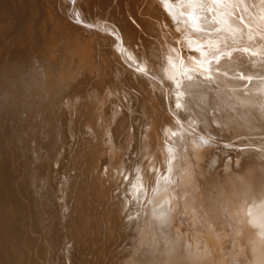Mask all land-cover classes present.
<instances>
[{"label":"bare ground","instance_id":"6f19581e","mask_svg":"<svg viewBox=\"0 0 264 264\" xmlns=\"http://www.w3.org/2000/svg\"><path fill=\"white\" fill-rule=\"evenodd\" d=\"M148 12L151 14H147ZM158 19L161 20L157 23ZM147 36L152 38L147 40ZM104 53L110 55L109 59ZM103 56L106 57L105 62ZM110 57L113 60V66L110 67L113 74L109 72L107 75L109 68L104 63ZM77 84H83L84 87L79 86L76 90L74 87ZM128 100L134 101L135 107L141 112V140L140 145H137L139 154H136L141 161L137 164L139 161L134 162L129 158L127 163L132 161L139 166L132 167L134 173L129 172L130 175L126 176L121 172L122 176H126L125 183L123 177L121 179L119 176L120 169L114 174L113 169L109 178L102 173H106L103 170L106 167H103L104 164L111 168L112 162L108 160V155H112L110 159L115 160V156L119 158L123 154H120V144L118 148L114 143L111 124L119 118V122L125 123L129 132L133 129V111H123V105ZM147 106L150 109H146ZM62 108L69 114V143L65 140L66 136H62L65 134L62 128L67 121L62 126V121L59 120L62 127L55 128L62 129H58L62 134H57L59 136H53L54 140L52 139L54 142L58 138V144L55 146L56 141L53 143L48 138L46 140L55 146L51 144L52 151H49L50 156L47 158V163L51 160L54 168L50 175L44 172L42 181L45 180V183L42 184L43 187L39 183L38 187L51 190L52 197L57 192L58 184H54H60L64 180H61L62 176H57L61 171L59 164L65 158H70L67 157L68 147L65 146L68 143L75 152L71 154L73 157L70 155L75 171H81V161H85L82 173L94 176L95 186L91 189H96L93 196L100 198L101 194L109 195L104 200L98 199L100 206L92 204L93 211L90 213L93 216L87 214L84 217V220L87 217V222L83 225L84 231L86 230L84 235H90L94 229H105L108 233L104 235L105 246L115 243V248L109 247V253L105 247L106 251L103 252H107L106 258L101 264H264L262 0H0V216L3 217V213L6 214V209L10 207L6 203L7 208L3 209L5 207L1 208V205H4L6 199L12 198L5 191L9 188L13 190L10 185L18 178L12 168L14 165L10 162L13 155L23 156L27 150H32L27 152L28 155L31 152L35 154L37 142L34 146L32 143L41 135L46 137L41 134L45 124L50 132L53 131L55 117L59 115L63 118L65 114ZM80 118L83 120H79ZM204 120L210 121L208 128H205ZM127 129L123 131L126 132ZM80 132L84 136L83 140L78 134ZM55 134L56 132L51 133ZM201 137L211 138V142L205 145L201 142ZM229 144L234 145L236 150L225 147ZM87 151L89 153L85 154ZM103 155H107V163L98 160ZM84 156L94 160L93 168ZM119 161L115 160V165L122 164ZM22 162L25 164L24 161L21 164ZM127 163L125 161L122 165ZM126 168L129 167L126 165ZM13 174L16 179H13ZM87 174L82 175L85 184L91 177ZM111 174L116 175L113 178ZM18 176L22 184V177ZM101 176L105 177L103 182L98 181V178L102 179ZM41 178L42 176L39 182ZM68 178L71 185L69 182L66 185L73 187L74 181L71 177ZM26 179L29 181L28 176ZM27 182L22 185L27 187ZM97 182L100 186H96ZM62 184L61 187H64ZM111 184L113 186L110 187ZM32 185L35 184L31 182L30 188L28 187L30 190L27 189L30 192ZM79 185L77 188L75 186L78 191L74 192L78 193L76 200L86 201L88 198H81L80 194L85 186ZM18 188L14 189L15 194L18 193ZM32 192L38 193H35L37 201L43 197L42 190L39 191L38 188H34ZM45 192L44 195L48 193ZM64 192L60 190L62 197ZM18 194L13 196L15 200L19 197L16 198ZM48 195L46 200V196L43 197L45 201H38L44 206L43 210L42 205L37 206L38 202L34 204L36 200L33 194V198H27L34 199L33 206L40 208L43 215L47 216L51 209L56 208L54 215L50 213L54 224L63 229L69 227H66L69 223L65 224L64 220L70 215H66L67 205L64 202H69L71 195H64V202H60L59 197L51 202ZM25 196H21L26 199L25 203L27 201L31 204ZM17 200L18 203L20 201V207L22 198ZM55 202L57 205L54 207ZM77 204L75 206H78V212L82 211L80 207L83 205ZM24 207L17 208L19 213L27 209ZM10 209L8 208L11 212L12 208ZM75 210H72L73 219ZM25 212L29 213L28 210ZM33 212L41 215L40 210ZM32 217L35 220V216ZM30 219L27 221L33 226ZM3 221L7 222V219ZM15 222L21 225L16 219ZM43 224L47 226L49 223ZM56 225V230L49 225L54 233L57 231ZM10 227L7 232L15 225ZM22 227L24 225L18 229ZM3 229L6 230V227ZM15 229L16 234L14 231L9 232L16 236L4 232L16 238L17 245L22 241L19 236L21 231L23 235L24 229L20 232ZM46 229H42L43 232L49 231ZM34 230L35 228L32 229L33 232ZM42 230L41 234L46 236ZM52 233L46 234L52 236ZM7 234L3 233L1 239L7 240ZM48 235L46 237L49 238ZM63 238L59 247L56 246L60 251L57 250L56 254L54 251L49 253L48 264H72L70 237L67 241ZM2 242L1 245L5 244L4 240ZM6 243L7 246L14 244ZM33 247L34 243L31 248ZM4 248L1 250L6 251ZM27 249L30 248H24ZM10 250L13 253V249ZM11 253L4 256L8 258L7 263L21 264L22 260L15 259L20 253L14 255V259ZM101 257L102 254L99 261ZM29 259L34 260L31 257Z\"/></svg>","mask_w":264,"mask_h":264},{"label":"rangeland","instance_id":"374dc122","mask_svg":"<svg viewBox=\"0 0 264 264\" xmlns=\"http://www.w3.org/2000/svg\"><path fill=\"white\" fill-rule=\"evenodd\" d=\"M149 13H150V12H148L147 14H149ZM150 14H151V13H150ZM147 17H149V16H147ZM159 18H160V17H159ZM159 20H161V19H158V20H157V23H158ZM160 22H161V21H160ZM162 22H163V21H162ZM157 25H158V24H157ZM158 27H159V26H158ZM162 30H163V29H162ZM162 30H161V31H162ZM162 32H163V31H162ZM143 35L146 36L145 34H143ZM146 38H147V40H148V39H150V38H152V37H151V36H147ZM151 40H152V39H151ZM107 54H108V53H107ZM107 54L104 53V56H106V57L109 59L108 56H110V55H109V54L107 55ZM104 56H103V60H104V59L106 60V57H104ZM110 58H111V57H110ZM108 59H107V62H106V63H104L105 60H104V62H103L104 64L107 65V66L105 65V67H106L107 69L109 68V69H108V72L106 71V68H105V71H106L107 75H109L110 73H112V68H110V67L113 66L112 63H111V62L113 61L112 58H111L110 60H108ZM108 61H109V62H108ZM108 63H109V64H108ZM108 65H109V66H108ZM111 65H112V66H111ZM109 70H110V71H109ZM109 72H110V73H109ZM112 74H113V73H112ZM83 84H84V83H83ZM83 84H79V85L77 84V85H75L76 88L74 87V89L77 90V87H79V86H80L81 88H83V87H84V86H82ZM84 85H85V84H84ZM121 102H122V101H121ZM121 102H120V103H121ZM123 102H124V101H123ZM122 104H123V103H122ZM135 106H136V103H134V101H131V100H128V101H127L126 103H124V105H123V111H124V113L133 111V114H132V115H133L134 121L136 120L135 122H134V121L132 122V124H133L134 126H133V129H132L130 132L128 131V129H127L125 123L121 124V122H119V121H120L119 118H118L119 120L116 119V121H114V122L111 124V128H112V131H113V133H114V135H113V133H112V138H113V137L115 138V139L113 138L114 141H115L114 143H116L115 145H116V147L118 146V148L121 146L119 149H121V151H123V152H121V151L119 150V151H120V154H121V153H123V154H121V155L119 156V158H116V156H115V160L118 159V161H119V159H120L119 162H121V161H122L121 159H123L122 164H123V163L125 164V161H126V163H127V161L129 160V158H130V160L133 159V161H134V160L139 161V163L137 162V164H140V161H141V160H140V156H139V155H136V154H139V152H138V148H139V146H137V145H140V140H141V136H139V135L141 134L140 132H141V129H142V128H140V122H139V121L141 120V112H140V110L137 109ZM145 108H146V109H148V108L150 109L149 106H147V107H145ZM62 110H63V108H62ZM134 110H135V111H134ZM137 110H138V111H137ZM67 112H68L67 110H63V113H65L64 116H63V118H60L59 115H57V116H58L57 118L55 117L56 120H54V128H53V131H54V132H53V131L50 132V129H49L48 125H47L48 128L45 127L46 124H45V126L42 127L43 129H42L41 134H43V135L45 134L44 136H46V137H44V138H45V139H44L43 136L41 135V136H39L41 139H39V137H38V138L35 140V143H32L33 146L36 144V142H37V144L39 145V146H36V145H37V144H36L35 147H34V148H35V149H34V152H35V150H36V153H35V154H34L33 152H31L30 155H28V153H29L30 151H32V150H29V151L27 150L26 153H24V154H27L28 156L24 157L25 155L23 154V156H22V155H20V156L18 155L17 157H15L16 154H14L15 156L13 155V157H12V159H11V161H10V162L13 163V165H14V166L12 165V166H13L12 168L15 170L14 174H15L18 178H19L18 175H20V178L22 177L23 172H24V173H27L26 175L28 176V179L30 178V174H32L33 172H34V173H33L32 175L35 174L34 176L31 175V178L29 179L30 182L26 179L27 176H26L25 174H23L25 177L23 176V177H24V178L22 177V180H23V181H21L23 185H24V183H26L27 181L30 183V185H31V182H32L33 184L36 185V186L34 185L35 187H34L33 185L31 186V192L29 191V190H30V189H29V188H30V185L28 184V182H27V184H26L27 187H26V186L24 187V186L20 183V181H19V180H21V179H18V178H17L16 176H14V174H13V177H14L13 179H16V178H17L16 180H13L14 183H13L12 185H10V187L13 186V188H12L13 190H11V189L9 188L10 190L8 189V190H7L8 192L5 191L6 194H8V196L10 195L12 198H8V199H6L5 202L3 203L4 205H3V206L1 205V208H2V207H5V208H3V209H6V208H7L6 206L10 205V207L8 206L9 210H11L10 208H12V211H13V208H14V211L16 210V211H18V212H14V211H13L14 213H13L12 211L10 212V211L8 210V208H7L6 211H5L6 214L3 213V217H10V216H11V217H10V218H3L2 215L0 216V219H1V218H2L3 220H6V219H7V222H4L2 219L0 220L1 225H2V226H0V231H1L0 233L2 234V235L0 236V239H1V237L3 236V233L6 235L7 233L10 234V232H13L14 229H15V227H16V225H17V228H16L15 230H17V229L20 228L22 225H24V227H22V229H24V230H23V235H22V231H21L22 229H18L19 232L21 231V234H20L21 236H19V238H22V241L20 240V243H21V245H22L25 249H26V248H30V249L24 250V248L21 247V245H18V244H20V243H18V244L16 245V238L11 237V236H16V235H15L16 233H15V231H14L15 234H10L11 236H9V234H7V235L9 236L8 238L6 237L7 240H5V238H4V239H3V238L1 239V242H0V243L2 244V243H3L2 240H4V243H5L6 245L3 244V245H5V246H3V245L0 244V245H1V246H0V253H1L2 251H3V252L5 251V250H1V249H3L4 247H5L4 249H6V251H7V249H9V247H12V248H10V249H13V250H12L13 253H11V250H10V249L8 250V252L10 251L9 253L12 254V258H13V259H14L15 256H17V254H19V253H20V254H23V255H20V254H19L20 256L18 255V257L15 258L16 261H17L18 259L22 260L23 263L21 262V264H27V263L31 264L33 261H34V262H33L32 264H36V262H37V264H41V262H42V264H48V263H49V259H48L49 256H48V255H50L49 253H51L52 251H54L53 253L56 254L58 251H60L59 248H58V249H56V248L59 247V245H60L59 242H60L61 239L63 238L64 234L67 235V236H64V238H63V239H66V241H67V238L70 237V238H69V241H70V244H71V245H70V247H71V248H70V251H72V252H70V253H71V257H70V259H72V260H71V263H72V264H91V263H96V262H97L96 264H101V263H103V262L105 261V260H104V259L106 258V254H105V253H107V252H103V251H104V250L106 251V249H107V251L109 250V251H108V253H109L110 250H111L109 247H111V248H115V243H112L113 245H106V246H105V243H104V235L106 236V235L108 234V233L106 232L105 229L103 230V229H100V228H99L100 230H99V229H98V230L96 229L97 231H95V229H94V230H93L94 232L90 233V235H88V234H87V235H84V233L86 232V230L84 231L83 225L87 222V221H86L87 217H86L85 220H84V217H85L87 214H92V216H93V213H90V212L93 211V206H95V205L97 206L98 204H99V206H100V203H99L98 199H99V200H101V199L104 200V199L108 198L109 195H106V194L103 193L105 196H103V195L101 194L100 198H99V197L96 198L95 196H93V191L96 189L95 187L93 188V190L91 189V188L93 187V185H94V181H93L94 176L92 177V175L87 174V173H85V172L82 173V171L85 170V168H83V167L86 166V163L84 164L85 161H84V162L81 161V169H82V170L79 171V172L75 171V169H74V167H73V164H71V163H72V158H71V156H72L75 152H74V151L69 147V145H68V143H69V140H68V139H69L70 137L67 136V135H70V132H68V131H70V128H69V124H68V123H69V121H68V120H69V119H68L69 114H68ZM137 113H138V114H137ZM67 114H68V115H67ZM71 114H72V113H70V115H71ZM134 114H135V115H134ZM139 115H140V116H139ZM66 117H67V118H66ZM138 117H139V118H138ZM58 118H59V119H58ZM67 119H68V120H67ZM59 120L62 121V122H60V123L63 124L62 126H64V125L66 124V125L64 126V128H62L63 131H65V132H63V134H64V133H65V134L62 135V136H66V137H65V140H66L68 143H67L65 146H66V148L68 147V148H67V150H68L67 152H68V155H69V156H68L67 154H66V155H67V157H70V158H69V159H66V158H65V159L63 160V162L59 164V171H60V170H61V171H60V172L58 171L59 174L57 175V176H59V177L62 176V177H60L61 180H63V179L65 180V179H66L65 181L63 180V182H62V181L60 182V184L63 183L64 185H63V184H62V185H63L64 187H66V188L61 187V185L59 184V182L55 183V184H54L55 186H57V184H58V186H57L58 188L56 187L57 192H55L54 196L52 197L51 194L53 195V193H52L51 190H49L48 188L46 189L45 187L40 189V186L38 187V184L40 183V185L42 186V184L45 183V180L42 181L43 178L45 177L43 174H45V173H46V175H47V173H48V175L52 174V170H53V168H54V167H53V164H51V163H52L51 160H49L50 163H47V162H48V159H49V156H50V155H49V151H52V149H51L52 146L55 147V146L58 144V143H57V139H58V138L55 140L56 143H54L55 141L53 142V140H54L53 136H54V137H58L59 135L57 136V134H60V135L62 134V132L60 133V131H62V129H60L62 126H61V124H59ZM64 120H65V121H64ZM79 120L82 121L83 119L80 118ZM57 121H58V123H57ZM66 121H67V123H65ZM121 121H122V120H121ZM141 121H142V120H141ZM56 123H57L58 125H57ZM64 123H65V124H64ZM135 123H136V124H135ZM138 123H139V124H138ZM123 125H125L126 128H124ZM56 126H59V127L61 126L60 128L58 127V129H60V131H58V129H56V128H57ZM66 126H68V127H66ZM122 126H123V127H122ZM55 127H56V128H55ZM44 128H46L47 130H45ZM121 128H122V129H121ZM123 128H124V129H123ZM134 128H135V129H134ZM54 129H55L56 131H55ZM65 129H66V130H65ZM126 129H127L126 132L123 131V130H126ZM138 129H139V130H138ZM43 130H44V132H43ZM120 131H121V132H120ZM46 132H47L48 135L46 134ZM49 132H50V133H49ZM55 132H56V134H55L56 136H55V135H51V133L53 134V133H55ZM58 132H59V133H58ZM122 132H123V133H122ZM127 132H128V135H127ZM119 133H120V134H119ZM131 133H132V134H131ZM78 134H79L80 138H81V136H82L81 139L83 140V137H84V136L81 134V132L78 133ZM78 134H77V135H78ZM80 134H81V135H80ZM129 134H131V135H129ZM118 135H119V136H118ZM29 136H30V132H29ZM50 136H52V137H50ZM79 136H78V139H79ZM115 136H116V137H115ZM124 136H125V137H124ZM49 137H50V138H49ZM119 137H120V139H119ZM127 137L132 138V139L130 140V139L127 138ZM139 137H140V138H139ZM47 138H48V140H51V142H53V143L55 144V146H54L50 141H46ZM42 139H44V140H42ZM52 139H53V140H52ZM78 139H74V141H77ZM81 139H80V140H81ZM127 139H129V140H127ZM37 140H38V141L40 140V142H38ZM116 140H117V141H116ZM119 140H120V141H119ZM45 141H46V143H45ZM130 141H131V142H130ZM32 142H34V141H32ZM125 142H126V143H125ZM40 143H41L42 145H41ZM49 143H50V144H49ZM117 143H118V145H117ZM138 143H139V144H138ZM43 144H44V146H43ZM51 144H52V146H51ZM119 144H120V146H119ZM133 144H134V145H133ZM49 145H50V146H49ZM124 145H125V146H124ZM123 146H124V147H123ZM46 147H47L48 150L46 149ZM49 147H50V148H49ZM38 148L40 149L39 151H38ZM136 148H137V149H136ZM32 149H33V148H32ZM43 149H44V150H43ZM50 149H51V150H50ZM70 149H71L70 152H73V153H70V152H69ZM122 149H123V150H122ZM135 150H136L138 153L135 152ZM37 151H38V152H37ZM119 151L116 152V154L118 153V154H117V157H118V155H119ZM27 152H28V153H27ZM40 152H41L42 154H41ZM32 153L35 155V157H34V155H33ZM37 153H38V154H37ZM39 153H40L41 155H40ZM47 153H48V155H47ZM88 153H89V152L87 151L85 154H88ZM124 153H125V154H124ZM134 153H135V154H134ZM50 154H51V152H50ZM71 154H72V155H71ZM31 155H32L33 157H32ZM70 155H71V156H70ZM89 155H90V154H89ZM126 155H127L128 157H127ZM135 155H136L137 157H136ZM30 156H31V157H30ZM36 156H37V158H36ZM43 156H44V157H43ZM105 156H107V155L99 156V157H98V158H99L98 160L101 161V162H106V163L108 162V160H110V161L112 162L113 167H112V165H111V168L108 167L107 164H106V165H105V164L103 165V167L106 166L105 168H103V170H105L107 174H106L104 171H103L104 173H102V174H104L103 176H107V178H109V175H110L109 173H110L113 169H114V170L112 171L113 174L116 173V171H119L118 169H120V172H119L120 175L118 174V172H117V175H119L120 178L123 177V180H125V178H126V176H127L128 174L130 175V173H131V174L134 173V172H133L134 170H132L131 168H132V167L135 168L136 166H139V165L133 163L132 161H130V162H128V163L126 164L127 167H129V168H126V165L123 166V165H122L121 163H119V162H118V163H119V166H117V165H115V160H114V159H110V157L112 158V155H110V156L108 155V156H107L109 159H108L107 157H105ZM121 156H122V158H120ZM27 157L32 158V160H31L30 158H27ZM72 157H73V156H72ZM91 157H92V156H91ZM103 157H105V158L103 159ZM35 158H36V160H35ZM40 158H41L42 160H41ZM47 158H48V159H47ZM87 158H88V157L84 156V159H85V160H86ZM101 158H102V159H101ZM136 158H137V159H136ZM15 159H17V160H15ZM18 159H19V162H18ZM38 159H39V162H38ZM107 159H108V160H107ZM40 160H41V161H40ZM44 160H45V161H44ZM81 160H82V159H81ZM124 160H125V161H124ZM13 161H15L16 164H15ZM21 161H24L25 164H24L23 162H22V164H21ZM43 161H44V162H43ZM35 162H36V163L38 162V163L35 164ZM134 162H135V161H134ZM32 163H33V164H32ZM44 163H46V164L44 165ZM87 163H88V164H92L91 166H92V168H93L94 160L92 161L91 158H90V159H87ZM118 163H116V164H118ZM130 163H131V164H130ZM132 163H133V166H131ZM18 164L22 165L21 168L19 167L20 165L18 166ZM26 164H27V165H26ZM34 164H35V165H34ZM40 164H41L42 166H41ZM129 164H130V166H128ZM134 164H135V165H134ZM15 165H16V167H15ZM23 165H24V166H23ZM25 165H26V168H25ZM30 165H31V166H30ZM120 165H121V168H120ZM36 166H37V167H36ZM60 166H61V168H60ZM70 166H72V167H70ZM91 166H90V167H91ZM18 167H19V169H18ZM27 167H29V168H27ZM31 167H32V168H31ZM33 167H34L35 169H34ZM49 167H50V168H49ZM51 167H52V168H51ZM107 167H108V168H107ZM117 167H119V168H117ZM22 168H23V170H22ZM30 168H31V170H33V172L30 170ZM36 168H37V169H36ZM66 168H67V169H66ZM122 168H124V170H123ZM134 168H133V169H134ZM28 169H29L30 173H29V171L27 172ZM47 169H48V170H47ZM68 169H70V170H68ZM94 169H97V168L95 167ZM107 169H109V170L107 171ZM110 169H111V170H110ZM125 169H126V170H127V169L129 170V169H130L131 171L129 170V171L126 172ZM20 170H22V172H21ZM24 170H25V171H24ZM44 170H45V171H44ZM121 170H123V171H121ZM19 171H20V173H18ZM35 171H36V172H35ZM40 171H41V172H40ZM47 171H48V172H47ZM16 172H17V173H16ZM44 172H45V173H44ZM50 172H51V173H50ZM70 172H71V173H70ZM112 172H111V173H112ZM121 172H123V174L125 173L126 176H125V175L122 176L123 174H121ZM129 172H130V173H129ZM21 173H22V174H21ZM49 173H50V174H49ZM67 173H68V174H67ZM72 173H73L74 175H73ZM78 173H79V174L82 173V174H81V176L77 177V178H78V179H77V178L75 177V175H77ZM17 174H18V175H17ZM28 174H29V175H28ZM37 174H39V175L37 176ZM85 174H87V176H89V175L91 176V177L88 178L90 182L87 181V184H85V182L82 181V180H83L82 175L84 176ZM102 174H101V175H102ZM113 174H111V175H113ZM40 175L42 176V178H41V182H39V181H40L39 178L41 177ZM69 175H70V176H69ZM71 175L74 176V177H72ZM115 175H116V174H115ZM115 175H113V178H114ZM36 176H37V177H36ZM65 176H66L67 178H65ZM103 176H101V177H102L101 180H99V178H98V181H100V182L102 181V182H103V181L105 180V177H103ZM11 177H12V175H11ZM33 177H34V178H33ZM68 177H71V178H72V181H74V182H72V183L74 184L73 187H70V185H71V181H69V178H68ZM101 177H100V178H101ZM36 178H37V179H36ZM73 178H75V179L73 180ZM103 178H104V179H103ZM24 179H25L26 182L24 181ZM121 179H122V178H121ZM67 180H68V181H67ZM70 180H71V179H70ZM76 180H77V181H76ZM95 180H96V179H95ZM108 180L111 181L110 179H108ZM123 180H122V181H123ZM15 181H16V182H15ZM17 181H18V182H17ZM75 181H76V182H75ZM64 182H65V183H64ZM66 182H67V183L69 182L68 184H70V185H66V184H67ZM18 183H19V185H18ZM89 183H90V186H88ZM110 183H111V182H110ZM125 183H126V180H125ZM79 184L85 186V187L83 188V191H82V192L80 191V192H81L80 194H82V195H81V198H83V196H85L84 198H88V199H89V201H87L88 199H87L86 201H85V200L82 201V199H81V201L83 202V204L81 203V201H80V202H79V201L77 202L76 198H77L78 196H76V194H78V193H74V192H78L76 188L80 186ZM84 184H85V185H84ZM95 184H96V186H97V184H98V186H100L98 182L95 183ZM14 185H15V186H14ZM28 185H29V186H28ZM86 185H87V186H86ZM16 186H17V187H16ZM19 186H20L21 188H23V189H21ZM59 186H60L61 188H60ZM75 186H76V188H75ZM83 186H82V187H83ZM94 186H95V185H94ZM106 186H107V185H106ZM111 186H113V184H111L110 187H111ZM14 187H15V188H18V187H19L20 190L22 191V192H21L20 190H18L19 188L17 189V191H18L19 194L16 193V194H18V195L16 196V198H17L18 196H19V197H21V196L24 197L25 195H23V194H26L25 198H27V196H30V197H31L32 194H33L34 197H35L34 199L36 200L35 203H34L35 205H36V202H38V201L40 202V201L44 200L43 197H45V196H46V197H45V200H46L48 194H49L50 197L52 198V199L49 198V199L51 200V202H52L53 200L56 201L57 197H59V199H61L60 202H62V200H63V202H64V200H66V197H64V195H65V196L71 195L70 198L67 197V198L70 199L69 202H68V201H67V202H66V201L64 202V203H66V205H67V212H66V215H69V214H70L69 216H66V217L64 218V220H65V224H66V223H69V224L66 225V227H67V226H69V227L63 229V228L59 227L58 225L54 224L55 221H54V219L52 218L53 216H52L50 213H52V214L54 215V214H55V211H54V210H55L56 208H55L54 210L51 209L50 212L48 213L49 216L47 215V216H48V217H47L46 215H43L44 213L42 214V212H41V209L44 208V206L42 205V203H41L42 206L40 205L39 202H38L39 205L37 204L38 207L41 206V209L38 208V207L35 208L36 206H33L34 199L31 200L30 197H28L27 200L29 199V201H31V202H30L31 204H29L27 201H26V203H25L24 200H26V199H23V197H21V198H22L21 202H22V203L24 202V205H26L27 203H28L29 205L27 204L28 207H27V206L24 207V205L21 203V204H20V207H21V208L24 207V209H25V208H27V209H25V210L23 209L24 211H21V213H19V210H18V209H20V207H19V203H20V201H19V203H18V202H17V201H18L17 199H21V198L18 197L16 200L14 199L15 197L13 198V196L16 195V194L13 192L14 189H15ZM28 187H29V188H28ZM32 187H33V188H32ZM42 187H43V186H42ZM87 187H88V188H87ZM34 188H38L39 191L42 190V192H43V193H41V194L43 195V197H42L40 200H38V201H37L38 196L35 195L36 192H34V193L32 192V190H33ZM73 188H74V189H73ZM25 189H26V190H25ZM27 189H29V190H27ZM44 189H46V190H44ZM59 189H60L61 191H62V190L65 191L63 197L61 196L62 194L60 193V190H59ZM65 189H66V190H65ZM43 190H44V191H43ZM68 190H69V191H68ZM70 190H71L72 192H71ZM113 190H114V192H115V189H113ZM9 191H12V192L14 193V195H12L13 193H12V194H9V193H11V192H9ZM17 191L15 190V192H17ZM23 191H25V192L23 193ZM26 191H27V192H26ZM28 191H29L30 193H29ZM45 191H47L48 193L45 192ZM50 191H51V193H50ZM85 191H86V192H85ZM89 191H91V192H89ZM116 191H117V187H116ZM20 192L22 193V195H20V194H21ZM44 192H45V194H46V193H47V194L44 195ZM84 192H85V193H84ZM88 192H89V193H88ZM114 192H113V193H114ZM65 193H69V194L66 195ZM73 193H74L75 195H74ZM83 193H84V194H83ZM113 193H112V194H113ZM27 194H28V195H27ZM36 194L38 195V193H36ZM49 195H48V196H49ZM10 196H9V197H10ZM60 196H61V197H60ZM102 196H103V197H102ZM31 198H33V197H31ZM63 198H65V199H63ZM9 199H10L11 201H9ZM73 199H74V201H73ZM12 200H14V203H12ZM45 200H44V201H45ZM95 200H96V201H95ZM7 201H9L10 203L8 204ZM15 201H16L17 203H15ZM44 201H43V202H44ZM57 201H58V200H57ZM90 201H92V203H91ZM93 201H94V202H93ZM53 202H54V201H53ZM95 202H96V204H95ZM6 203H7V205H6ZM68 203H69V205H68ZM70 203H71V204H70ZM77 203H78V204H77ZM93 203H94V204H93ZM13 204H14V205H13ZM15 204H16L18 207L15 206ZM76 204H77V205H80V204H81L80 206L83 205L82 208L80 207V210L82 209V211L78 212V211H79V208H77L78 206H77V207L75 206ZM84 204H85V205H84ZM86 204H87L88 206H87ZM92 204H93V206H92ZM5 205H6V206H5ZM30 205H31V206H30ZM53 205H54V207H55V205H57V203L55 202V204L53 203ZM73 205H74L75 207H74ZM90 205H91V206H90ZM11 206H12V207H11ZM13 206H14V207H13ZM69 206H70V208H69L70 210L68 209ZM16 207H17L18 209H17ZM54 207H53V208H54ZM86 207H87V208H86ZM88 207H89V208L92 207V208L90 209V211H88V210H89ZM85 208H86V209H85ZM32 209H33V211H34V210H40L41 215H40L39 213H35V212H33ZM73 209H76V210H77V211L75 210V211H76V214H75V218H74V219H73V216H72V210H73ZM99 209H100V208H99ZM27 210H28V212H29V210H31L33 214H31V211H30V212H29L30 215H29V213H26V212H25V211H27ZM42 210H43V209H42ZM68 210H69V212H68ZM91 210H92V211H91ZM7 211L10 212V213H12L13 215H11V214L9 213L10 216H7V215H9ZM52 211H53V212H52ZM86 211H87V213H86ZM23 212H24V213H23ZM38 212H39V211H38ZM81 212H82V213H81ZM88 212H89V213H88ZM15 213H16V214H15ZM22 213H23V214H22ZM77 213H78V215H77ZM79 213H80L82 216H81ZM24 214H25V215H24ZM26 214H27V215H26ZM46 214H47V213H46ZM4 215H6V216H4ZM16 215H17L18 217H17ZM21 215H22V216H21ZM28 215H29V216H28ZM83 215H84V216H83ZM14 216H15L16 218H14ZM20 216H21V217H20ZM24 216H25V217H24ZM26 216H27V217H26ZM30 216H31V217H32V216H35V220L33 219V217H32V219H30V218H31ZM50 216H51V217H50ZM70 216H71V217H70ZM76 216H78V217H76ZM22 217H23V218H22ZM29 217H30V218H29ZM11 218H12V221L14 220L13 222L10 220ZM21 218H22V219H21ZM46 218H48V219H47V222H46ZM49 218H50V219H49ZM15 219H16L21 225H19L18 223L16 224ZM29 219L31 220V222L33 223V226H34V228H35L34 232L32 231V229H34V228H32V227H33L32 224L30 223V221H29V222L27 221V220H29ZM67 219H68V220H67ZM72 219H73V220H72ZM78 219L80 220V223H79V220H78ZM50 220H51V221H50ZM70 220H72V221H71V224H70ZM9 221H11V222H9ZM20 221H22L23 224H22V222H20ZM26 221H27V222H26ZM52 221H54V222H52ZM68 221H69V222H68ZM73 221H74V223H73ZM81 221L83 222V224H82ZM14 222H15V223H14ZM39 222H40V223H39ZM51 222H52V223H51ZM75 222H76V223H75ZM2 223H4V226H3ZM13 223H14V224H13ZM24 223H25V224H24ZM28 223H29V225L31 224V225H30V228H31V229L28 227L29 225H26V224H28ZM34 223H35V224H34ZM37 223H38L39 225H38ZM43 223H45V224H46V223H49V224L46 226V225H44ZM36 224H37V228L35 227ZM41 224H42V225H41ZM51 224H52V225H51ZM53 224H54V226H53ZM72 224H74L73 227H70V226H72ZM6 225H7L8 227L11 226L10 228H12L14 225H15V227H13L14 229H13V228L11 229L12 231H11L10 229H8V232H7V228H8V227H7ZM9 225H10V226H9ZM25 225H26V227H25ZM49 225H50V226H53V227H54L53 229H55V225H56L57 231H55V233H54V232H53L54 230L51 229L52 227L50 228ZM18 226H20V227H18ZM38 226H39L40 228H39ZM43 226H44V228H43ZM48 226H49V227H48ZM2 227H3V228L6 227V230H4ZM27 227H28V228H27ZM25 228H27V230H26ZM46 228H47V229H46ZM68 228H69V229H68ZM70 228H71V230H70ZM78 228H80V229L78 230ZM81 228H83V231L81 230ZM93 228H95V226H93ZM93 228H92V229H93ZM1 229H3V230H1ZM36 229H38V230H36ZM39 229H40V230H39ZM42 229H43L44 231H45V229H46V231L49 230V231L46 232V233L51 234V233L53 232L54 235H53V233H52V236H51V235H48V234H46L45 232H43ZM58 229H59V231H61V230L63 231V230H64L65 232H64V231H63V232L61 231V232L58 234V232H59ZM74 229H75V230H74ZM25 230H26V231H25ZM41 230H42V233H44V235H46V236L48 235L49 238L46 237V236H43V234H41ZM50 230H51V231L53 230V231L51 232ZM55 230H56V229H55ZM69 230H70V231H69ZM76 230H77V231H76ZM2 231H3V232H2ZM4 231H6L7 233L4 232ZM9 231H10V232H9ZM29 231H31L32 233L29 232ZM37 231H39V232H37ZM81 231H82V232H81ZM91 231H92V230H91ZM103 231H104V232H103ZM26 232H27V233H26ZM73 232H75V233L73 234ZM78 232L81 233V234H79ZM83 232H84V233H83ZM105 232H106V233H105ZM25 233H26V235L24 236ZM68 233H69V234H68ZM76 233H77V234H76ZM82 233H83V234H82ZM94 233H95V234H94ZM97 233H98V234H97ZM101 233H104V234H101ZM60 234H61V235H60ZM27 235H28V236H27ZM34 235H35V236H34ZM62 235H63V236H62ZM78 235H80V236L77 237ZM23 236H24V237H23ZM30 236H32V238H31ZM36 236H38L39 238L36 237ZM40 236H41L43 239H42ZM54 236H55V237H54ZM56 236H57L58 239L56 238ZM98 236L101 237V238H99ZM4 237H5V236H4ZM27 237H30L31 240L27 241L28 239H30V238H27ZM33 237H34V238H33ZM45 237H46V238H45ZM50 237H51V238H50ZM65 237H66V238H65ZM81 237H82V238H81ZM11 238H13L15 241H13ZM25 238H26V239H25ZM44 238H45V239H44ZM47 238H48V239H47ZM9 239H11L12 241L9 240ZM37 239H38V241H37ZM40 239H41L42 241H40ZM59 239H60V240H59ZM23 240H24V243H22ZM47 240H49L50 242L47 241ZM75 240H77V241H75ZM78 240H79V241H78ZM81 240H82V241H81ZM100 240H101V241H100ZM6 241L9 242V243H10V242H11V243H14V244H12V245H13V246L16 245V246H14V248H13V246H11V244H9L10 246H7ZM35 241H36V242H35ZM44 241H45V242H44ZM55 241H56L57 243H56ZM72 241H73V242H72ZM28 242H29L30 244H32L31 247L33 246V243H34V247L31 248V247H30V244H29ZM38 242H39V243H38ZM43 242H44V244H43ZM51 242H52V243H51ZM84 242H85V243H84ZM26 243H28V245H27ZM35 243H36V244H35ZM41 244H42V245H41ZM57 244H58V245H57ZM89 244L92 245V246H90ZM101 244H102V245H101ZM103 244H104V245H103ZM35 245H36V247H35ZM44 245H45V246H44ZM72 245H73V246H72ZM85 245H86V246H85ZM97 245H98V246L100 245V246L97 247ZM6 246H7V248H6ZM18 246H19V250H17V251H19V252L17 253L16 249H18ZM43 246H44V247H43ZM56 246H57V247H56ZM16 247H17V248H16ZM49 247H50V248H49ZM105 247H106V249H105ZM20 248L22 249V251H21ZM37 248H39V249H37ZM95 248H96V249H95ZM99 248H101V250L103 249L102 252H99V251H101V250H99ZM14 249H15V250H14ZM31 249H32V251H30ZM33 249H34V250H33ZM49 249H50V250H49ZM52 249H53V250H52ZM23 250H24V251H23ZM35 250H36V251H35ZM37 250H38V251H37ZM57 250H58V251H57ZM98 250H99V251H98ZM6 251H5V252H6ZM14 251H15V252H14ZM20 251H21V252H20ZM27 251H28V253H27ZM34 251H35V252H34ZM40 251H41V252H40ZM47 251H48V254H47ZM95 251H96V252H95ZM5 252L3 253L4 255H3V254H0V262H4V261H1V260H5V261H6V262H4V263H2V264H6V263L8 262V261H7L8 258H7V257H4V256H7V254H9V253L6 252V255H5ZM22 252H23V253H22ZM32 252H33L34 254H33V255H32V254L30 255V253H32ZM73 253H74V254H73ZM80 253H81V254H80ZM24 254H26V255H24ZM41 254H42V255H41ZM101 254H102V257L104 256L103 254H105V256H104L103 258L101 257V258H100L101 261H99V257L101 256ZM14 255H15V256H14ZM52 255H53V254H52ZM13 256H14V257H13ZM21 256H23V258H22ZM24 256H25V257H24ZM26 256H28V257H26ZM32 256H33V257H32ZM92 256H94V257H92ZM96 256H97L98 258H96ZM1 257L4 258V259H2ZM29 257L34 258V260H33V259H29ZM43 257H44V258H43ZM17 258H18V259H17ZM25 258H28V259H25ZM35 258H36V259H35ZM74 258H75V259H74ZM95 258L97 259V261L95 260ZM6 259H7V260H6ZM24 259H25L26 261H25ZM91 259H92V260H91ZM102 259H103V260H102ZM23 260H24V261H23ZM31 260H33V261H31ZM45 260H47V261H45ZM74 260H75V261H74ZM80 260H81V261H80ZM93 260H94V262H93ZM27 261H30L31 263H30V262H27ZM43 261H45V262H43ZM95 261H96V262H95ZM9 262H10V261H9ZM39 262H40V263H39ZM73 262H74V263H73ZM90 262H91V263H90ZM11 263H12V264H13V263H14V264H17V262H16V263H15V262H10L9 264H11ZM0 264H1V263H0ZM7 264H8V263H7ZM18 264H19V263H18Z\"/></svg>","mask_w":264,"mask_h":264},{"label":"snow or ice","instance_id":"6c2138e0","mask_svg":"<svg viewBox=\"0 0 264 264\" xmlns=\"http://www.w3.org/2000/svg\"><path fill=\"white\" fill-rule=\"evenodd\" d=\"M262 2H264V0H262ZM178 109H179V106H178ZM203 123L205 125V128H208L209 125H210V121L209 120H204ZM173 135H175V133H173ZM200 139H201V142L203 144H205V145H207V144H209L211 142V138L204 139L203 137H201ZM225 147H227L229 150H236L235 147H234V145H231V144L225 145ZM241 150H243V149H241Z\"/></svg>","mask_w":264,"mask_h":264}]
</instances>
